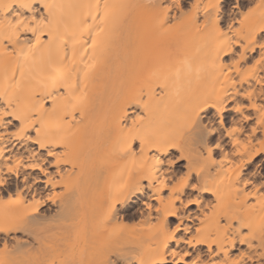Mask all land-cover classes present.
<instances>
[{"label": "bare ground", "instance_id": "6f19581e", "mask_svg": "<svg viewBox=\"0 0 264 264\" xmlns=\"http://www.w3.org/2000/svg\"><path fill=\"white\" fill-rule=\"evenodd\" d=\"M161 1L0 0V264H264V0Z\"/></svg>", "mask_w": 264, "mask_h": 264}, {"label": "rangeland", "instance_id": "374dc122", "mask_svg": "<svg viewBox=\"0 0 264 264\" xmlns=\"http://www.w3.org/2000/svg\"><path fill=\"white\" fill-rule=\"evenodd\" d=\"M161 1V0H160ZM167 1V0H166ZM166 1H161V4L163 3V5L165 6V5H167V3H166ZM171 1L172 0H169V2H168V4L169 3H171ZM179 2V4H183V5H180V7L182 6H184L183 8L185 9L186 8V6L187 7H189L188 5H186V4H188V2H189V4H190V0H183V1H187L186 3L185 2H183L182 0H176V2ZM174 2H175V0H174ZM184 3H185V5H184ZM171 4H176V5H174L175 7H173V8H175V12H179V10L177 9V3H173V1H172V3ZM162 5V6H163ZM169 6H170V8H171V5L169 4ZM230 6V4H227V6L226 7H229ZM182 7H181V9H182ZM171 10H172V8H171ZM178 10V11H177ZM186 10H188V9H186ZM173 11V10H172ZM183 11H185V10H183ZM178 15V14H177ZM175 18L176 17H174V18H171L172 20L174 19V21L176 22V20L178 19V18H176V20H175ZM172 20H170L169 19V21H170V23H169V21H168V25H170L171 23V25H173V23H175V22H172ZM178 21V20H177ZM166 42V43H165ZM167 42H169L168 40H164L163 42H162V44H160V46H159V48H168V45H169V47H170V42L169 43H167ZM164 44V45H163ZM59 225H60V222L59 221H55L54 222V226H53V228H52V230H50V232H52V231H56V230H58V228H59ZM50 232H47V234H49ZM22 235V233H21V231H18V232H16V236L19 238L20 236ZM22 237V236H21ZM20 237V238H21ZM28 249V248H27ZM27 249H25V252L23 251L22 252V257H21V260H23V261H27V260H29L30 261V256H32L31 255V253H32V250H28V251H26ZM4 255H5V250H4V247L0 244V259H2L3 257H4ZM37 255H39L38 253H37ZM27 259V260H26Z\"/></svg>", "mask_w": 264, "mask_h": 264}, {"label": "snow or ice", "instance_id": "6c2138e0", "mask_svg": "<svg viewBox=\"0 0 264 264\" xmlns=\"http://www.w3.org/2000/svg\"><path fill=\"white\" fill-rule=\"evenodd\" d=\"M26 7H27V5H26ZM33 20H35V17H33ZM8 23H9V27H19L21 25H24L25 27H27V25L24 24V20L23 19H16L15 20V24H13L12 21H9ZM0 26H2V23H0Z\"/></svg>", "mask_w": 264, "mask_h": 264}]
</instances>
